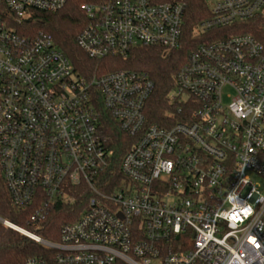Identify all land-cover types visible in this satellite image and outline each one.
Returning a JSON list of instances; mask_svg holds the SVG:
<instances>
[{
    "label": "built area",
    "instance_id": "built-area-1",
    "mask_svg": "<svg viewBox=\"0 0 264 264\" xmlns=\"http://www.w3.org/2000/svg\"><path fill=\"white\" fill-rule=\"evenodd\" d=\"M70 0H0V164L12 205L40 222L74 204L53 250L27 264H264V0H206L187 33L179 1L86 0L77 43L126 58L192 44L170 101L182 120L148 122V72L79 73L38 12ZM186 104V105H185ZM170 119L173 114H169ZM132 138L118 162L108 126Z\"/></svg>",
    "mask_w": 264,
    "mask_h": 264
},
{
    "label": "trees",
    "instance_id": "trees-1",
    "mask_svg": "<svg viewBox=\"0 0 264 264\" xmlns=\"http://www.w3.org/2000/svg\"><path fill=\"white\" fill-rule=\"evenodd\" d=\"M86 0H70L62 9L56 12H38L32 26L50 34L57 47L71 60L75 69L85 75L95 72H108L120 68H133L149 73L155 82V90L150 98L146 115L148 122L169 126L172 121L182 120L187 106L178 112V102L170 101V93L175 88L174 75L187 59L192 44L178 50L164 52L157 47L139 46L134 48L126 58L108 57L98 61L90 57L77 43V35L86 22L85 13L80 5ZM179 1L185 6L187 33L192 32L193 26L209 16L206 0H154ZM186 105V104H185ZM173 114L170 119L169 114ZM111 148L117 158L114 173L118 172V162L124 155L132 138L123 133L118 127L109 125L107 129ZM79 198L74 204L59 203L51 209L46 219L40 222L30 221V207L17 209L12 205L11 196L1 175L0 164V217L19 226L29 229L42 237L57 241L61 225L66 222L73 208L81 209ZM53 250L46 248L34 239L13 229L0 220V264H27L30 258L52 260Z\"/></svg>",
    "mask_w": 264,
    "mask_h": 264
},
{
    "label": "water",
    "instance_id": "water-1",
    "mask_svg": "<svg viewBox=\"0 0 264 264\" xmlns=\"http://www.w3.org/2000/svg\"><path fill=\"white\" fill-rule=\"evenodd\" d=\"M1 219V218H0Z\"/></svg>",
    "mask_w": 264,
    "mask_h": 264
}]
</instances>
